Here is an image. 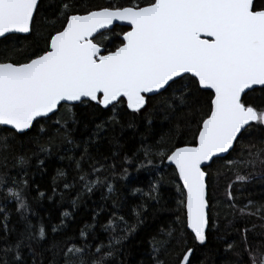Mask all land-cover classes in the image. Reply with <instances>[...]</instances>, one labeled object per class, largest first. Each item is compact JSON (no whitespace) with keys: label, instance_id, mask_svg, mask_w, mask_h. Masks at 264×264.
I'll list each match as a JSON object with an SVG mask.
<instances>
[{"label":"snow or ice","instance_id":"1","mask_svg":"<svg viewBox=\"0 0 264 264\" xmlns=\"http://www.w3.org/2000/svg\"><path fill=\"white\" fill-rule=\"evenodd\" d=\"M213 247L264 264V0H0V264Z\"/></svg>","mask_w":264,"mask_h":264},{"label":"trees","instance_id":"2","mask_svg":"<svg viewBox=\"0 0 264 264\" xmlns=\"http://www.w3.org/2000/svg\"><path fill=\"white\" fill-rule=\"evenodd\" d=\"M96 2L105 3L106 0H96ZM120 2L124 3V2H126V0H120ZM57 163H59V162H57ZM8 169L11 170L13 172V174L15 173V169L13 168V164H12L11 160H9V162H8ZM54 174H55L54 169L50 168L49 174L46 175L44 178H41L40 176L36 177V182L40 185L41 190L45 191L46 193L48 192L49 185L51 183L50 177H51V175H54ZM141 175H146V174L141 173ZM141 186H143V184H141ZM35 194H36L35 192L32 193L33 196H35ZM260 194H261V189L257 185L255 195L259 196ZM124 195H127V193L125 192ZM133 199H136V198H133ZM53 204H55V201L49 202V201L45 200V201H42L39 205H37L36 203H33V207L37 212H40L41 215H44L45 219H47L48 216L51 215L52 222L58 223L59 220L57 219V216H58L59 211H63V210H69L70 211L71 208H70L67 200L65 201L62 208L51 207V205H53ZM82 215H83V213H82ZM165 215L170 217L171 213L168 212ZM169 222H171V221L169 220ZM229 239H231V237H229ZM145 247H147V245H145ZM140 255H141L140 252L133 249L131 251L130 258L136 259ZM196 255L198 258L197 264H227V261L225 259V253H224L222 248L218 249L216 247H213L211 249V251L201 250Z\"/></svg>","mask_w":264,"mask_h":264}]
</instances>
